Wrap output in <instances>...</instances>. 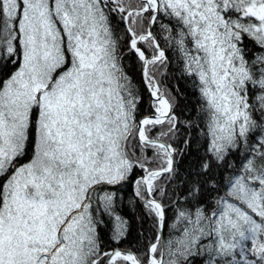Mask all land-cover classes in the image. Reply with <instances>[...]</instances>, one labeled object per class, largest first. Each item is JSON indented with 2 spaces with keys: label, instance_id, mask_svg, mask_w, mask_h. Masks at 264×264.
<instances>
[{
  "label": "snow or ice",
  "instance_id": "6c2138e0",
  "mask_svg": "<svg viewBox=\"0 0 264 264\" xmlns=\"http://www.w3.org/2000/svg\"><path fill=\"white\" fill-rule=\"evenodd\" d=\"M0 264H264V0H0Z\"/></svg>",
  "mask_w": 264,
  "mask_h": 264
},
{
  "label": "trees",
  "instance_id": "16d2710c",
  "mask_svg": "<svg viewBox=\"0 0 264 264\" xmlns=\"http://www.w3.org/2000/svg\"><path fill=\"white\" fill-rule=\"evenodd\" d=\"M245 42L249 43V47H251V44L249 41H247V39ZM131 63H132V66L129 68V73L130 75L133 76V78L137 82H139L140 81L139 71L137 70L134 61ZM168 85L169 87H172L173 90H175V87L178 85L180 88V91L184 93L185 99H182L181 101L182 106L186 103H189L190 101L191 102L195 101V96L193 95V89L191 87V82L186 79L180 78L178 66H175V65L173 66V69L169 75ZM146 103H147V96L145 94V105ZM125 199H127V195L125 196ZM122 214L126 215L131 221V229H130V234L128 236V239L124 242L123 245H121V247L128 245V244L135 246L136 241L138 239V230L140 228L138 221L135 220V216L139 215V210L137 209L133 211L132 209L128 207H124L122 209ZM145 227H147V225H145ZM104 231L106 233L107 229H105Z\"/></svg>",
  "mask_w": 264,
  "mask_h": 264
}]
</instances>
